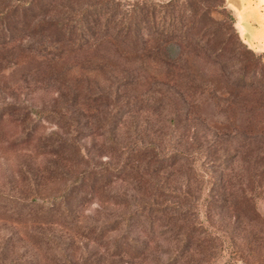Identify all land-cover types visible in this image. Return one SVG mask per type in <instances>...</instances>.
Here are the masks:
<instances>
[{
  "label": "rangeland",
  "instance_id": "1",
  "mask_svg": "<svg viewBox=\"0 0 264 264\" xmlns=\"http://www.w3.org/2000/svg\"><path fill=\"white\" fill-rule=\"evenodd\" d=\"M225 2L235 17L241 40L255 51L264 53V0ZM34 15L39 12L27 14L24 19L12 23L10 35L4 36L0 32V113H6L0 119V264H58V243L75 264L167 263L176 247L175 224L167 225L168 228L173 225L172 234L160 236L154 233L147 238L148 243L142 246L128 244L115 255H112V248L120 228L101 236L95 233L96 225L111 219L121 221L123 226L122 220L135 212L136 203L146 200L144 193L136 192L126 178L103 179L94 195L87 191L82 196L75 195L72 217L59 209L43 208L33 201L57 197L69 181L86 168L104 166L108 159L114 165L122 159L112 138L122 145L139 140L169 148L178 140L182 143L179 136L184 128L190 130L195 126V134L201 137L202 143L207 145L215 138L211 149H215L218 156L225 149L235 154L241 143L237 127L247 115L233 117L235 112L226 106H218L208 92L199 96L196 105L195 117L202 123L188 118L190 115L183 112L176 115L172 105L159 107L150 101L147 107L140 104L141 109L125 114L127 106L120 109L125 98H119L115 106L104 98L113 86V79L121 82L126 72L142 70L138 73L137 85L119 89L120 97L123 94L133 97L156 85L151 78L155 69H146L139 58L127 55L129 53L124 49H119L121 52L112 50L106 44L81 50L67 47L65 54L59 57L46 55L40 51L38 37L27 30ZM214 18L221 21L224 16L215 14ZM223 33L225 29L221 28L218 37ZM194 67L200 76L212 81L217 92L225 95L223 74L217 65L195 60ZM85 94L88 98H83ZM34 109L55 113L69 109L71 118L80 120V131H71L70 126L60 128L57 121L40 122L31 112ZM174 117H179L177 131L171 124ZM189 130L187 135L194 131ZM74 134H83V138L62 150L61 141H68ZM23 138L29 139V143H21ZM243 143L252 170L257 166L260 172L263 171L255 185L264 188V151H254V141L244 140ZM247 162L237 160L236 171L245 172ZM159 179L170 184L179 182L183 186L187 175L163 170ZM188 184L193 186L192 191L197 189V183L188 180ZM257 189L250 192L253 201L243 206L249 218L255 215L253 209L264 218V190ZM15 199L19 204L14 203ZM171 199L172 195L167 191L158 198L163 202ZM84 227H92V234L85 233ZM234 237V251L228 248L225 239L222 243L217 238L219 255L213 261L215 264H264V259L256 256L257 249L248 228L239 224ZM261 247L264 253V246ZM181 264H191V259H184Z\"/></svg>",
  "mask_w": 264,
  "mask_h": 264
},
{
  "label": "trees",
  "instance_id": "2",
  "mask_svg": "<svg viewBox=\"0 0 264 264\" xmlns=\"http://www.w3.org/2000/svg\"><path fill=\"white\" fill-rule=\"evenodd\" d=\"M36 12L39 15L33 16L27 30L38 37L40 51L46 55L59 57L65 54L67 47L81 50L106 44L112 50L124 49L129 53L127 55L139 58L146 69H155L151 78L156 85L133 97L130 94L120 97L119 89L137 85L138 73L142 70L126 72L121 82L113 79V86L104 98L114 106L119 98H125L120 107L127 106L125 114L141 109L140 104L147 107L150 101L159 107L172 105L176 115L183 112L190 115L188 118L202 123L195 117L196 105L199 96L208 92L218 106L233 110V117H247L237 127L241 143L235 154L225 149L218 156L216 150L211 149L215 138L207 145L202 143L201 137L195 134V126L191 127L194 130L191 135H187L189 129L184 128L179 136L182 143L178 140L169 148L139 140L122 145L112 138L122 159L114 165L108 159L104 166L86 168L71 179L57 197L38 199L33 203L47 209H59L72 217L75 195L82 196L86 191L94 195L103 179L126 178L136 192L144 193L146 200L136 203L135 212L122 220L123 226L116 219L95 226L97 236L120 228L112 255L120 253L128 244L142 246L148 243L147 238L154 233L160 236L172 234L173 225L168 226L175 224L176 247L164 264H181L187 258L191 259V264H215L219 242L226 240L228 248L234 251V230L240 224L253 235L256 256L264 259L261 247L264 246V218L256 209H253V218L247 217L243 210L245 204L253 201L250 192L256 188L264 190L262 185H255L263 171L260 172L257 166L252 170L242 144L244 140L254 141V151H264V53L255 51L241 40L235 17L225 0H0V32L4 36L10 35L12 23ZM215 14L223 15L224 19H215ZM216 25L220 28L214 27ZM221 28L225 29L222 38L218 37ZM195 60L215 64L221 69L225 95L213 88L211 80L197 73ZM83 98L88 96L85 94ZM31 112L40 122L57 121L60 128L70 126L71 131H80V120L72 119L69 109L63 113L37 109ZM5 115L0 113V119ZM178 121L179 117L171 120L175 131ZM82 136L74 134L68 141L61 139L62 150L69 148V144H76ZM20 142L27 144L29 139L23 138ZM239 159L248 161L245 172L236 171L235 162ZM163 170L187 175L185 184H170L159 179ZM188 180L197 183V189L192 191L193 186H189ZM166 191L173 199L159 201ZM13 201L19 204L18 200ZM83 230L88 235L93 232L92 227ZM58 246V264H75L74 259L64 253L63 246L59 243Z\"/></svg>",
  "mask_w": 264,
  "mask_h": 264
}]
</instances>
